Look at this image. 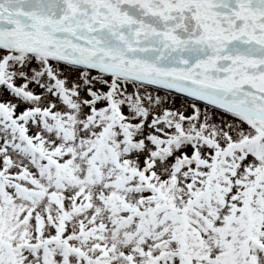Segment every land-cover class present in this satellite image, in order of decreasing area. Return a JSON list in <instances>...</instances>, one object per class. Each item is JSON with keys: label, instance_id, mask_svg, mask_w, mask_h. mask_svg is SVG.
Instances as JSON below:
<instances>
[{"label": "snow or ice", "instance_id": "6c2138e0", "mask_svg": "<svg viewBox=\"0 0 264 264\" xmlns=\"http://www.w3.org/2000/svg\"><path fill=\"white\" fill-rule=\"evenodd\" d=\"M0 264H264V0H0Z\"/></svg>", "mask_w": 264, "mask_h": 264}]
</instances>
